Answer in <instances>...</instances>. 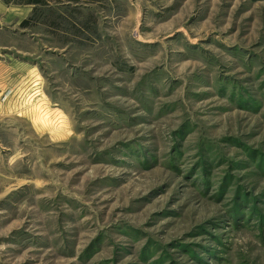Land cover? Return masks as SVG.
<instances>
[{"label":"rangeland","instance_id":"obj_1","mask_svg":"<svg viewBox=\"0 0 264 264\" xmlns=\"http://www.w3.org/2000/svg\"><path fill=\"white\" fill-rule=\"evenodd\" d=\"M0 17V264H264V0H44Z\"/></svg>","mask_w":264,"mask_h":264},{"label":"crops","instance_id":"obj_2","mask_svg":"<svg viewBox=\"0 0 264 264\" xmlns=\"http://www.w3.org/2000/svg\"><path fill=\"white\" fill-rule=\"evenodd\" d=\"M38 6V4H27L25 2L19 3L18 0H0V17L3 19H11L12 24L20 26V24L27 20L32 11ZM7 24V23H6ZM0 30H3L0 27ZM2 94L1 85H0V95Z\"/></svg>","mask_w":264,"mask_h":264},{"label":"trees","instance_id":"obj_3","mask_svg":"<svg viewBox=\"0 0 264 264\" xmlns=\"http://www.w3.org/2000/svg\"><path fill=\"white\" fill-rule=\"evenodd\" d=\"M43 1L44 0H18L19 3L25 2L27 4H34V5H36V4L41 5V4L44 3ZM84 1H87L89 3H96V0H84ZM30 19H27V20L23 21L20 24V27L24 28L30 22Z\"/></svg>","mask_w":264,"mask_h":264}]
</instances>
